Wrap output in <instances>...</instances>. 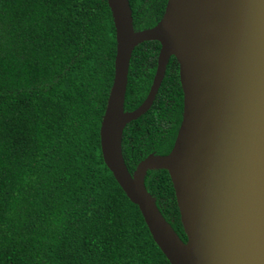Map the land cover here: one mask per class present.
<instances>
[{
  "label": "trees",
  "instance_id": "16d2710c",
  "mask_svg": "<svg viewBox=\"0 0 264 264\" xmlns=\"http://www.w3.org/2000/svg\"><path fill=\"white\" fill-rule=\"evenodd\" d=\"M129 2L142 31L161 21L168 0ZM116 52L107 0H0V264H170L103 160ZM158 53L157 42L133 52L125 112L147 98ZM166 102L182 111L171 71L154 106ZM152 112L124 130L131 173L153 137L155 149L173 147ZM146 187L186 241L169 173L149 172Z\"/></svg>",
  "mask_w": 264,
  "mask_h": 264
},
{
  "label": "water",
  "instance_id": "95a60500",
  "mask_svg": "<svg viewBox=\"0 0 264 264\" xmlns=\"http://www.w3.org/2000/svg\"><path fill=\"white\" fill-rule=\"evenodd\" d=\"M116 30L115 75L101 124L103 160L170 264H264V0H235L236 19L254 71L208 45L161 34V21L135 31L129 0H107ZM194 0H180L181 7ZM198 33V26L187 20ZM161 44L146 100L125 112L130 62L137 46ZM171 56L180 65L182 123L171 152L150 155L131 174L122 149L127 125L152 107ZM165 170L173 184L184 241L148 192L149 171ZM255 258V259H254Z\"/></svg>",
  "mask_w": 264,
  "mask_h": 264
},
{
  "label": "bare ground",
  "instance_id": "6f19581e",
  "mask_svg": "<svg viewBox=\"0 0 264 264\" xmlns=\"http://www.w3.org/2000/svg\"><path fill=\"white\" fill-rule=\"evenodd\" d=\"M236 11L235 0H194L183 8L180 0H170L161 34L180 43L208 45L240 67L254 71ZM188 19L198 26V33L190 30Z\"/></svg>",
  "mask_w": 264,
  "mask_h": 264
},
{
  "label": "flooded vegetation",
  "instance_id": "af4514ba",
  "mask_svg": "<svg viewBox=\"0 0 264 264\" xmlns=\"http://www.w3.org/2000/svg\"><path fill=\"white\" fill-rule=\"evenodd\" d=\"M134 28H135V25H134ZM137 29H135L136 31ZM139 31V30H138ZM136 31V32H138ZM148 42H157L159 44V53H158V57H157V64H156V69H155V72H154V77H153V81H154V78H155V75H156V72H157V68H158V61H159V55H160V51H161V44L158 42V41H148ZM148 42H144V43H148ZM142 43V44H144ZM140 44V45H142ZM139 45V46H140ZM137 46V47H139ZM136 47V48H137ZM135 51V50H134ZM132 59V58H131ZM177 64H176V63ZM130 65H131V62H130ZM130 71V69H129ZM174 72V73H177L178 76H179V80H180V65L177 61V59L174 57V56H171L168 60V64L166 66V72H165V76H164V79H163V82L167 76V74L169 72ZM128 81H129V77H128ZM153 81H152V84H153ZM162 82V84H163ZM162 84L158 90V93L156 95V98H155V101L152 105V107L149 109V111L147 113H149L151 111V109H153V112H152V119H153V123L152 125L154 126V129L155 131L159 134L161 132L164 133L165 135V138L163 139V142L165 141V143H169V141H172L173 140V146L175 144V140L177 138V135H178V132H179V129H180V126H181V123H182V119H183V109H184V95H183V108H182V111L181 109L175 107V108H172L171 107V104H169L168 102L165 103L164 105V108H161V107H158L156 108L155 105V102L157 100V97L159 95V91L162 87ZM181 84V82H180ZM152 87V85H151ZM182 87V86H181ZM151 90V88H150ZM183 91V90H182ZM150 92V91H149ZM127 94V92H126ZM149 94V93H148ZM148 96V95H147ZM159 103H161V99L159 101ZM163 109V110H162ZM147 113H145L144 115H146ZM143 115V116H144ZM143 116H141L139 119H141ZM138 119V120H139ZM155 119V120H154ZM137 121V120H136ZM135 122V121H133ZM132 123V122H131ZM130 124V123H129ZM128 124V125H129ZM127 125V126H128ZM127 128V127H126ZM124 137V135H123ZM174 138V139H173ZM167 139V140H166ZM156 140V137H153L150 141V146L153 148V151H151L150 153H147V155L145 156V158H147L148 156L150 155H158V156H164V155H167L171 152V150L173 149V147L171 148V150L167 153L168 151V147L165 146V145H161L160 146V149H155V146L153 145L152 142H154ZM162 142V143H163ZM145 147L148 146V144H144ZM147 150V148L145 149ZM148 151V150H147ZM144 158V159H145ZM125 159V158H124ZM143 159V160H144ZM142 161V160H141ZM140 161V162H141ZM139 162V163H140ZM138 163V164H139ZM151 172V171H149ZM148 172V173H149ZM131 173V172H130ZM132 174V173H131ZM148 175V174H147Z\"/></svg>",
  "mask_w": 264,
  "mask_h": 264
}]
</instances>
